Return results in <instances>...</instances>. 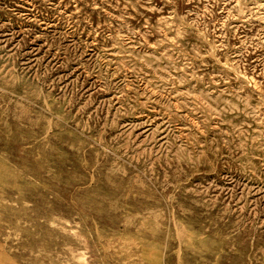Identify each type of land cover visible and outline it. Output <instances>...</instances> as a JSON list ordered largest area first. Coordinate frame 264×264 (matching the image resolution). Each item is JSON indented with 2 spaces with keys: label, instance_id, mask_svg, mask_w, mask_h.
<instances>
[{
  "label": "rangeland",
  "instance_id": "obj_1",
  "mask_svg": "<svg viewBox=\"0 0 264 264\" xmlns=\"http://www.w3.org/2000/svg\"><path fill=\"white\" fill-rule=\"evenodd\" d=\"M0 264H264V0H0Z\"/></svg>",
  "mask_w": 264,
  "mask_h": 264
},
{
  "label": "bare ground",
  "instance_id": "obj_2",
  "mask_svg": "<svg viewBox=\"0 0 264 264\" xmlns=\"http://www.w3.org/2000/svg\"><path fill=\"white\" fill-rule=\"evenodd\" d=\"M142 246V245H141Z\"/></svg>",
  "mask_w": 264,
  "mask_h": 264
}]
</instances>
